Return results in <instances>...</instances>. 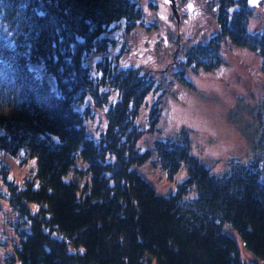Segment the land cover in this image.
Segmentation results:
<instances>
[{
	"label": "trees",
	"instance_id": "trees-1",
	"mask_svg": "<svg viewBox=\"0 0 264 264\" xmlns=\"http://www.w3.org/2000/svg\"><path fill=\"white\" fill-rule=\"evenodd\" d=\"M142 14L137 0H0V157L36 160L35 173L17 181L0 158V199L20 235L5 264H264V101L250 163L232 159L212 173L182 130L155 141L170 174L187 168L176 191L159 194L135 168L150 154L137 146V116L154 79L108 55L95 66L87 59L110 50L112 26L133 29ZM250 14L246 2L223 11L218 32L180 59L212 69L229 38L259 50L264 72V28L249 30ZM95 109L106 123L98 137L88 132Z\"/></svg>",
	"mask_w": 264,
	"mask_h": 264
},
{
	"label": "rangeland",
	"instance_id": "rangeland-1",
	"mask_svg": "<svg viewBox=\"0 0 264 264\" xmlns=\"http://www.w3.org/2000/svg\"><path fill=\"white\" fill-rule=\"evenodd\" d=\"M144 17L155 19L153 2L156 0H137ZM191 1V0H190ZM194 7L202 8L206 0H192ZM262 3V2H261ZM150 4V5H149ZM159 4V1H158ZM150 8V10L148 9ZM160 8V10H159ZM160 20L166 13L162 4L155 9ZM210 13V12H208ZM211 14V13H210ZM158 22L165 24V21ZM2 32L6 26H0ZM123 24L112 26L108 33L115 44L106 53H91L87 63L95 66L104 55L119 62V65H132L154 79V87L145 97L137 116V122L144 131L137 142L141 152L149 151L146 161L135 167L162 195L176 191L178 184L187 177V168L182 164L179 170L170 174L161 164L155 141L179 135L187 131L192 142L191 153L197 156L212 173L220 174L228 170L232 159L250 163L255 156L254 143L261 135L260 105L264 101L263 57L259 50H253L233 43L222 42L220 54L222 61L213 69L189 66L180 58L185 55L161 53L160 49L151 50V55H140L143 51L144 34L135 28L132 32H123ZM191 34L183 36V44L204 42L218 32V24L212 15H204L196 24ZM199 27V28H198ZM249 30L255 32L264 28V1L261 8L249 15ZM126 31V30H125ZM168 51V50H167ZM161 53V55H160ZM183 70V78L180 77ZM116 91H112L115 98ZM160 100L161 114L158 122L151 127L150 109ZM88 102V101H87ZM89 102L91 100L89 99ZM95 120L89 121L91 132L98 137L105 123L103 112L95 109ZM106 125V123H105ZM2 158L10 168L8 177L17 181L28 177L35 170L36 160L20 155L7 154ZM78 166L84 167L81 156L77 158ZM34 171V173H35ZM2 188V189H1ZM7 187L0 178V189ZM192 195L196 194L194 190ZM0 264L13 254L14 245L19 243L16 231L18 216L11 209L9 201L0 199ZM18 227V226H17ZM229 230V231H228ZM225 231L232 234L241 245L242 239L235 231L225 226Z\"/></svg>",
	"mask_w": 264,
	"mask_h": 264
},
{
	"label": "flooded vegetation",
	"instance_id": "flooded-vegetation-1",
	"mask_svg": "<svg viewBox=\"0 0 264 264\" xmlns=\"http://www.w3.org/2000/svg\"><path fill=\"white\" fill-rule=\"evenodd\" d=\"M158 1L159 4H162L164 13H166L164 20H160L157 17L158 13L155 9H157V6L159 5ZM244 1L247 2V0H206L205 4L202 5V8L198 10L194 7L192 0H176L175 9L172 5L165 4L164 0H156L157 3L153 2L155 8L152 9L155 14V19H148L147 17H144V14H142V16L136 21V25L133 28L141 29L140 31L144 34V46L140 55H146V52L148 53L147 55H151L150 52L153 49H160L161 51L159 52L161 53H170V55L175 56L180 53L187 55V50L194 43L189 39L188 42L191 44L187 46L186 44H183L182 38L197 29L196 24L199 20H201L204 13L206 15H212L219 27L218 20L222 12L226 11L229 14L239 12L244 5ZM263 1L264 0L261 1L262 3H260L259 6L251 8V14L257 11L258 8L262 7ZM188 5H191V8H189ZM229 8H232L233 11L229 12ZM148 9L150 10V8ZM158 20L161 22L165 21L166 23L162 24L158 22ZM133 29L128 30L126 25H124L123 33H130ZM114 43L115 40L113 39L111 45Z\"/></svg>",
	"mask_w": 264,
	"mask_h": 264
},
{
	"label": "snow or ice",
	"instance_id": "snow-or-ice-1",
	"mask_svg": "<svg viewBox=\"0 0 264 264\" xmlns=\"http://www.w3.org/2000/svg\"><path fill=\"white\" fill-rule=\"evenodd\" d=\"M164 3L165 4H169V3H172V0H164ZM256 3V0H248V4L251 6V5H254ZM189 8H191V5H188ZM215 11V9H214ZM229 12H232L233 9L232 8H229L228 9ZM125 68H127V65L124 66ZM194 67V66H193ZM102 75V73H100ZM9 179H11V177H9ZM34 208L36 207L35 205L33 206ZM83 251V250H81Z\"/></svg>",
	"mask_w": 264,
	"mask_h": 264
},
{
	"label": "water",
	"instance_id": "water-1",
	"mask_svg": "<svg viewBox=\"0 0 264 264\" xmlns=\"http://www.w3.org/2000/svg\"><path fill=\"white\" fill-rule=\"evenodd\" d=\"M176 0H172V3H169L170 5H172V7L175 9V2ZM261 0H256V3L254 5L251 6H258ZM249 5V4H248Z\"/></svg>",
	"mask_w": 264,
	"mask_h": 264
}]
</instances>
